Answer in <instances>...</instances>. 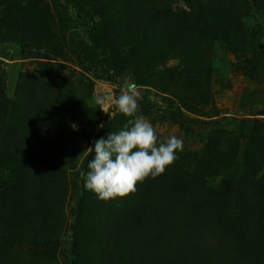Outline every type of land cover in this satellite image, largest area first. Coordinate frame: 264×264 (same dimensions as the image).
Returning a JSON list of instances; mask_svg holds the SVG:
<instances>
[{"label":"rangeland","instance_id":"obj_1","mask_svg":"<svg viewBox=\"0 0 264 264\" xmlns=\"http://www.w3.org/2000/svg\"><path fill=\"white\" fill-rule=\"evenodd\" d=\"M143 2L0 0V150L9 153L0 168L11 159L16 171L10 166L9 175L27 180V187L17 188L27 229L21 241L0 236L3 264L100 260L80 229L91 233L121 205L118 197L98 199L77 178L87 172L86 148L129 119L95 98L117 93L125 83L136 86V115L153 125L159 140L175 135L183 141L166 168L175 178L173 189L158 193L157 177L138 183L148 179L155 186L152 202L179 196L206 241L214 238V222L226 220L229 229L252 227L264 242V200L257 221L245 215L239 195L243 189L264 195V1H168L181 21L197 11L196 31L209 15V37L197 45L192 38L184 52L168 44L154 48L141 32H133L131 45L124 20L138 22ZM111 49L118 60L108 73L103 58ZM9 175L0 185L6 189L13 182ZM183 192L186 198H180ZM79 197L84 206L77 225ZM219 239L236 236L227 231Z\"/></svg>","mask_w":264,"mask_h":264},{"label":"trees","instance_id":"obj_2","mask_svg":"<svg viewBox=\"0 0 264 264\" xmlns=\"http://www.w3.org/2000/svg\"><path fill=\"white\" fill-rule=\"evenodd\" d=\"M168 1L170 0H146L141 4L142 10L138 15V22L125 18L124 24L129 30L126 36L130 37L131 45L136 39V34L133 32H141L142 38L147 39L154 48L168 44L183 52L193 44L192 38L196 39L197 45L209 37L207 32L213 29L210 26L209 15L202 17L203 29L196 31V21L199 16L197 11H194L195 15L181 21L173 13ZM7 21L6 19L4 23ZM116 53L117 51L113 49L108 54L104 53L103 60L108 57L105 72L109 73L108 68L116 64L118 60ZM98 56H101V52L93 58ZM18 94L24 98V85H21ZM8 156V152L0 150V163ZM13 162L11 159L6 160L4 162L6 167L0 168V185L5 180L3 176L9 175L11 167L16 171ZM171 174L165 170L157 177L160 182L158 193L173 189L171 186L175 184V178H172ZM9 177L13 180L12 184H9L7 189L0 186L2 187L0 236L9 235L21 241V231H26L27 223L17 188L22 190V187H27V180L16 175ZM77 181L80 187L84 186L80 176ZM138 186L134 193L123 198L118 197L116 200L121 205L120 210L112 213L111 216L104 214L105 221L97 224L91 233L80 229L83 234L90 235V249L100 254V260L96 264H264V242L252 233V227L247 228L246 224L241 223L237 229H229L226 220L216 221L214 223L219 225L216 229L213 228L214 238L211 242L206 241L205 232L194 223L191 211L176 201L179 196L172 193L164 195L162 201L155 205L151 197L156 194L153 190L155 186L150 184L148 179L145 185ZM239 195L244 199L245 215L261 221L258 206L263 203V193L251 196L246 189H243ZM180 196L186 198L187 194L183 192ZM83 206L84 198L79 197L75 210L77 225H80L78 223L82 217ZM227 231L230 234L235 233V241L227 242L219 239ZM83 236L81 234V240ZM35 250L41 251V249ZM3 258L4 251L0 245V264H3Z\"/></svg>","mask_w":264,"mask_h":264},{"label":"clouds","instance_id":"obj_3","mask_svg":"<svg viewBox=\"0 0 264 264\" xmlns=\"http://www.w3.org/2000/svg\"><path fill=\"white\" fill-rule=\"evenodd\" d=\"M138 96L136 86L125 83L117 93L95 98L97 105L112 107L129 118L121 130L93 141V147H87L81 154L91 155L87 172H80L84 187L100 200L134 193L138 183L163 174L177 159L176 153L183 150L182 139L171 135L160 141L153 125L136 115ZM72 129L75 131L77 125L73 124Z\"/></svg>","mask_w":264,"mask_h":264}]
</instances>
